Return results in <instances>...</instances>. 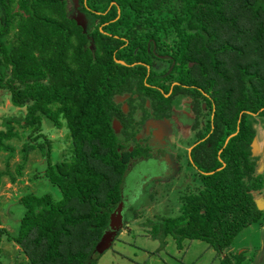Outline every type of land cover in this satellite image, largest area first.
I'll return each instance as SVG.
<instances>
[{
	"label": "trees",
	"instance_id": "obj_1",
	"mask_svg": "<svg viewBox=\"0 0 264 264\" xmlns=\"http://www.w3.org/2000/svg\"><path fill=\"white\" fill-rule=\"evenodd\" d=\"M77 2L86 28L71 0H0V89L26 108L3 117L0 151L8 154L0 177L14 182L40 148L44 175L58 191L23 193L10 237L31 264H99L91 253L123 195L125 173L151 155L137 134L147 118L170 117L174 98L186 93L200 183L150 233L160 247L168 234L179 247L185 238L203 239L223 253L221 264H244V252L230 246L262 217L254 192L264 175L255 173L251 142L264 117V0ZM63 123L72 146L60 158L43 128ZM15 124L29 137L11 172L14 146L5 140L20 136Z\"/></svg>",
	"mask_w": 264,
	"mask_h": 264
},
{
	"label": "rangeland",
	"instance_id": "obj_2",
	"mask_svg": "<svg viewBox=\"0 0 264 264\" xmlns=\"http://www.w3.org/2000/svg\"><path fill=\"white\" fill-rule=\"evenodd\" d=\"M71 1L73 6L78 7L77 0ZM72 15L84 28L87 27L89 17L84 12L77 10ZM178 96H182V103L178 105L179 107L173 106V111L182 115V118L176 116V120L185 133L189 128L187 126V111H185L187 109L183 108L190 97L186 93L178 94ZM147 103L149 105L148 101ZM25 111V106L12 105L9 92L0 89V130L5 127L2 123L3 117L22 116ZM257 119L259 147L264 148V117L258 116ZM260 125L263 128L260 129ZM15 128L20 132V136L5 140L14 146V153L8 160V169L11 172L15 171L16 164L21 160L20 148L23 141L29 137L27 129L17 124H15ZM43 131L52 143V149L56 156L60 158L67 156L68 149L71 148L72 144L66 125L64 123L61 127L46 125ZM22 132L24 133L22 134ZM166 149L175 156L176 153L171 151L170 147H161L159 151L163 153V150ZM259 153L256 166L263 160L262 169H260L264 175V154L262 150ZM7 154V151H0V170L6 168ZM146 157L148 156H144L143 160L154 159L153 163L156 169L150 172L145 168L143 169L140 164H135L132 169L133 174H131L132 171H126L125 176L128 173L127 188L129 192L125 190L124 193L128 198L126 208H124V223L111 245L100 253L97 262L99 264H221L223 253L217 251L203 239L185 238L182 241V246L179 247L174 237L168 234L166 244L160 247L159 238L151 235V224L158 222L159 217L177 214L180 196L185 190L199 184L200 179L195 173V169L187 167V161L182 163L183 166H179L178 170L180 171L175 176L170 168L171 165L162 160V155L156 158L154 156ZM46 158L40 148H35L28 154L22 175L17 176L14 182H10L8 175L0 177V264H31L20 244L9 234L17 230L19 217L24 210L23 205L18 200L23 193L32 191L41 194L50 191L54 195H58L56 188L50 185L44 175ZM176 161L179 162L177 158ZM171 163L173 162L171 161ZM187 168L189 171L188 179L192 183L189 186H186ZM176 185L177 189L184 187L177 191ZM254 196L264 199V187L260 191H256ZM261 210V220L242 228L234 236L230 246V249L244 252V264H264V254L261 256V251H264V208Z\"/></svg>",
	"mask_w": 264,
	"mask_h": 264
},
{
	"label": "crops",
	"instance_id": "obj_3",
	"mask_svg": "<svg viewBox=\"0 0 264 264\" xmlns=\"http://www.w3.org/2000/svg\"><path fill=\"white\" fill-rule=\"evenodd\" d=\"M181 97L182 96H176L174 98V100H173L174 106H176V105L178 106L180 103H182ZM183 109H187L185 111H187V126L189 128V130L185 133H184V129H182V127L177 123V120H176L177 117L182 118V115H180V113L176 114L175 111H173V115L168 119H166V118H163V119L162 118H156L155 119V118L151 117L150 119L147 120L148 123L146 121L142 127L144 134H147L149 131H154L155 133H157L158 136H160V137L162 136L163 139H166V136H168V135L171 136V137H169V141L167 142L168 147H170V150L174 151L176 154L174 156L172 154V152L168 151L167 154L165 155V161H167V160L169 161V164L171 165L170 168L175 173V176H176V173L178 171H180V170H178L179 166L182 165V163H184L186 161H187V167H191V168L196 170V168L192 164V159H191V155H190V148L194 144V141L196 138V131H195V129H193L191 127V123L193 121V115H191L192 111L190 109V100L186 103V105L184 106ZM255 128H256V134L255 135H256L257 140L259 142V139H258V129L259 128H257L256 124H255ZM261 128H263V126L260 125V129ZM259 154L260 153H258L257 156ZM181 157H182V159H181ZM176 158L179 160V162L178 161L175 162ZM150 160L152 162H154V159H150ZM170 161H172L173 163H170ZM141 166L146 167L147 169H150L149 170L150 172H153L156 169L154 163H149L146 166L141 164ZM131 171H132V169H131ZM261 172H263V171H261ZM131 174H133V171L131 172ZM188 177H189V171L187 168V179H188ZM127 182H128V173L126 174L124 182H123V191L124 192H125V190L129 192V189L127 188L128 187ZM189 184H192V183L188 179L186 186H189ZM196 185L197 184H195L194 186H196ZM194 186H193V188H194ZM183 187L184 186L177 189V185H176L177 191H180L181 188H183ZM123 197H125V199L128 201V198L126 196H123ZM263 254H264V251H261V256H263ZM261 259H262V257H261Z\"/></svg>",
	"mask_w": 264,
	"mask_h": 264
},
{
	"label": "water",
	"instance_id": "obj_4",
	"mask_svg": "<svg viewBox=\"0 0 264 264\" xmlns=\"http://www.w3.org/2000/svg\"><path fill=\"white\" fill-rule=\"evenodd\" d=\"M77 11V7L74 6V10L73 12ZM117 61L121 62V63H125V61L123 59H116ZM167 95V93H166ZM126 96L125 95H120L119 97H117L120 100H123ZM148 101V100H147ZM122 107L124 110H127V103L123 102ZM111 125L113 127V130L118 133L122 127V124L120 122V120L116 117H113L112 121H111ZM139 136V134H137V137ZM255 142H258L256 135L254 136L252 142H251V151H252V155L257 156V154L254 151L255 148ZM259 143V142H258ZM263 154H264V149H263ZM264 159V158H263ZM261 162H259V164H257L256 168H255V173H259L262 170V165H260ZM262 164H263V160H262ZM259 165V166H258ZM261 168V169H260ZM256 192V191H255ZM255 195V193H254ZM254 200L255 203L257 205V207L259 209L264 208V199H261L257 196H254ZM126 206V199L122 196L121 199L117 202V204L115 205V207L111 210L110 214H109V220H108V224L107 226L104 228L99 240L96 242L93 251L91 253V257L96 259L98 258V256L100 255V253L108 246L111 245L112 241L114 240V238L119 234V230L120 228L123 226L124 223V208Z\"/></svg>",
	"mask_w": 264,
	"mask_h": 264
},
{
	"label": "flooded vegetation",
	"instance_id": "obj_5",
	"mask_svg": "<svg viewBox=\"0 0 264 264\" xmlns=\"http://www.w3.org/2000/svg\"><path fill=\"white\" fill-rule=\"evenodd\" d=\"M174 106V105H173ZM173 106H172V114H173V110H174V108H173ZM172 114H171V116H172ZM170 116V117H171ZM170 117H164V118H166V119H168V118H170ZM151 117H149V118H147L146 120H145V122L148 120V119H150ZM163 119V118H162ZM144 122V123H145ZM144 123H143V125H144ZM143 125H142V127H143ZM141 136V138L143 139V140H146V142L149 144V146H150V156H154L155 158L156 157H158L159 155H162V159H163V161H165V155L167 154V152H168V150L166 149V150H163V153L161 152V151H159L160 150V148L161 147H163L164 148V146H166V147H168V141H169V137H171L170 135H168V136H166V139H163V137L161 136H158L157 135V133H155L154 131H149L147 134H144L143 133V128L141 129V132L139 133V136L138 137H140ZM160 137V138H159ZM145 138V139H144ZM196 141V140H195ZM194 141V143H196ZM255 145H256V147L254 148V151L256 152V149H257V147L259 148V152L262 150V152H263V148H260L259 147V143L258 142H255L254 143ZM194 145V144H193ZM192 145V146H193ZM192 146H191V148H192ZM191 148H190V151H191ZM150 156H148V157H146V158H150ZM257 158H258V156H257ZM150 161V162H149ZM167 162H168V164H169V161L167 160ZM261 163V165H262V160L260 161ZM149 163H153L150 159H144L143 160V157L141 158V159H137L133 164H132V166H131V169H133L134 168V166H135V164H140V166H141V164L142 165H144V166H146V165H148ZM170 163H171V161H170ZM143 168H145L146 170H150V169H147L146 167H143ZM131 171V170H130ZM136 179H137V176L135 177ZM125 193V192H124ZM123 193V195L122 196H126L125 194ZM125 198V197H124ZM126 202H127V200H126ZM125 216V215H124Z\"/></svg>",
	"mask_w": 264,
	"mask_h": 264
},
{
	"label": "bare ground",
	"instance_id": "obj_6",
	"mask_svg": "<svg viewBox=\"0 0 264 264\" xmlns=\"http://www.w3.org/2000/svg\"><path fill=\"white\" fill-rule=\"evenodd\" d=\"M255 147H256V145H255ZM259 152V148L257 147V149H256V153H258ZM261 165V164H260Z\"/></svg>",
	"mask_w": 264,
	"mask_h": 264
}]
</instances>
